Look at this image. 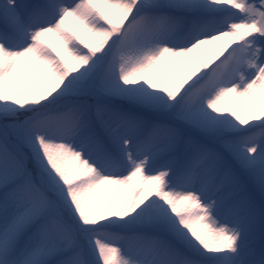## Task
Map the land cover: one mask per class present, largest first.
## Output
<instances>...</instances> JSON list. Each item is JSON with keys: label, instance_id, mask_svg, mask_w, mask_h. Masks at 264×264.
I'll list each match as a JSON object with an SVG mask.
<instances>
[{"label": "snow or ice", "instance_id": "snow-or-ice-1", "mask_svg": "<svg viewBox=\"0 0 264 264\" xmlns=\"http://www.w3.org/2000/svg\"><path fill=\"white\" fill-rule=\"evenodd\" d=\"M0 264H264V0H0Z\"/></svg>", "mask_w": 264, "mask_h": 264}]
</instances>
